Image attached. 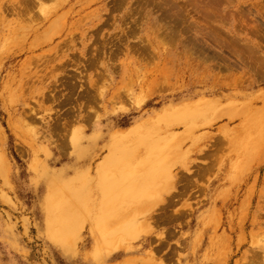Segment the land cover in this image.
Masks as SVG:
<instances>
[{"label": "rangeland", "instance_id": "1", "mask_svg": "<svg viewBox=\"0 0 264 264\" xmlns=\"http://www.w3.org/2000/svg\"><path fill=\"white\" fill-rule=\"evenodd\" d=\"M0 264H264V0H0Z\"/></svg>", "mask_w": 264, "mask_h": 264}]
</instances>
